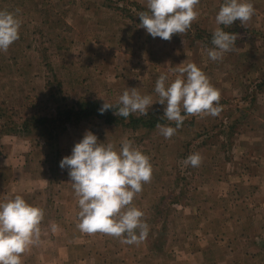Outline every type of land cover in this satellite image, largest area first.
I'll list each match as a JSON object with an SVG mask.
<instances>
[{
	"label": "rangeland",
	"instance_id": "obj_1",
	"mask_svg": "<svg viewBox=\"0 0 264 264\" xmlns=\"http://www.w3.org/2000/svg\"><path fill=\"white\" fill-rule=\"evenodd\" d=\"M215 1L216 16L223 0ZM251 2L255 14L248 24L257 27L264 22V0ZM0 10L21 21L19 39L0 52V156L27 151V170L15 174L14 181L17 176L18 181H35L24 193L6 197L12 173L4 170L9 160H0L6 172H0V201L22 196L43 209L40 227L67 231L53 238L63 250L70 243L65 254L48 248L34 252L32 245L22 254V264H48L54 256L60 260L56 264H264V136L258 124L264 77L257 75L263 26L246 29L239 21L221 26L238 39L233 51L212 61L206 51L213 47L212 35L200 25L202 14L186 33L170 40L152 38L139 27L146 0H0ZM187 63L200 68L219 91L222 110L217 116H187L169 139L157 125L147 128L135 121L149 115L175 127L162 116L159 103L146 116H115V124L96 118L69 124L54 146L40 131L23 128L31 118L75 110L81 102L116 105L132 88L155 101L159 75L168 73L171 82L178 74L168 69ZM86 131L116 150L130 140L149 157L151 180L131 205L144 213L149 226L139 243L77 227L78 198L68 169L59 162ZM193 153L202 157L198 167L184 164Z\"/></svg>",
	"mask_w": 264,
	"mask_h": 264
},
{
	"label": "clouds",
	"instance_id": "obj_2",
	"mask_svg": "<svg viewBox=\"0 0 264 264\" xmlns=\"http://www.w3.org/2000/svg\"><path fill=\"white\" fill-rule=\"evenodd\" d=\"M200 0H146V11L138 14L139 27L152 38L170 40L173 34L186 33L199 12ZM255 14L251 0H223L215 16L218 27L212 33L207 56L220 61L224 54L233 51L238 34L225 31L220 26H231L239 21L246 24ZM21 21L17 15L0 10V52H7L19 39ZM177 73L169 82L168 73H161L151 95H142L136 88L125 90L117 104L104 101L100 114L113 109L114 115L127 119L130 115L146 116L154 103L163 105V117L174 121L175 127L158 124L160 134L171 138L187 116L207 114L219 115L220 93L208 77L194 63L169 68ZM183 113V114H182ZM202 157L193 153L186 157V166L198 167ZM61 169H68L70 183L78 198L77 224L81 232L103 233L121 238L125 244L139 243L148 235L149 226L142 219L144 213L131 206L142 186L150 182L152 165L149 157L133 146L132 141L123 140L119 150L112 143L104 144L91 131L75 143L71 154L59 162ZM43 209L33 206L16 195L0 201V264H22L21 256L30 246L38 243Z\"/></svg>",
	"mask_w": 264,
	"mask_h": 264
},
{
	"label": "crops",
	"instance_id": "obj_3",
	"mask_svg": "<svg viewBox=\"0 0 264 264\" xmlns=\"http://www.w3.org/2000/svg\"><path fill=\"white\" fill-rule=\"evenodd\" d=\"M217 2L215 0H200V3L196 6V10L199 12V14H202V21L200 22V25L202 23V28H204L208 34L212 35V33L214 32L215 28L218 27V25L216 24L215 22V19L214 16H215V13H216V4ZM199 16V15H198ZM206 17V18H204ZM262 20H264V15H262ZM244 26L246 27V29H253V28H261L262 26L264 27V22L263 24H259L257 27L256 26H249L248 22L246 23V25L244 24ZM221 27V26H220ZM260 60L262 61V68L260 66L261 69L258 68V72H257V75L259 77H264V50H263V53L262 55H260ZM248 69L246 68V73H247ZM262 107V110H264V103H262L261 105ZM260 107V108H261ZM262 118L259 119V125L263 126V136H264V111H263V115L261 116ZM264 140V138H263ZM27 151L26 152H23L21 153L18 149L16 150L15 153H10V155H7L6 158H4L3 156H0V160H4V162L6 160H9L8 162H10V164H7V168H5L4 170L5 171H10L12 173V179L10 181H8V192L6 193V197L7 196H11V195H14V192L17 193V192H23L24 193V189H27V185L29 186V188H33L34 184H35V181L33 182H25V181H18L19 180V176H17V181H14L15 179V174L17 173H22V172H25L27 170V167L25 165V155H26ZM5 165V164H4ZM25 165V166H24ZM24 166V167H23ZM3 167L0 165V172L2 171L3 173H6L4 170H2ZM3 180H0V199H1V196H4V192H1L2 191V187H1V184H3V182H1ZM37 184H41L42 182H36ZM6 201V200H4ZM55 227H52L50 229L48 228H45V227H40V235H39V244H34L33 248H32V251H37V250H40V251H46V249L48 248V251L49 252H56L57 250L59 252H68L69 250V245L70 243L69 242H65L64 247L65 249L63 250L61 248V244H58L56 243L53 238H56L57 236V233L58 231L59 232H66L67 234V231H65V229L62 231V230H58L57 228ZM52 238V241L51 239ZM32 247V246H30ZM64 252V254H65ZM58 261L60 260H57L56 256L54 257H50V260L48 262V264H56ZM64 261H67L66 259ZM46 261H44L43 263H45ZM46 264V263H45Z\"/></svg>",
	"mask_w": 264,
	"mask_h": 264
},
{
	"label": "trees",
	"instance_id": "obj_4",
	"mask_svg": "<svg viewBox=\"0 0 264 264\" xmlns=\"http://www.w3.org/2000/svg\"><path fill=\"white\" fill-rule=\"evenodd\" d=\"M210 39H212V36H210ZM100 108L101 107L95 102H81L75 110L69 108L67 112H57L55 116L49 118H31L27 122H24L23 128L27 130L32 127L33 129L40 131V135L45 136V141L54 146L59 134L65 132L66 126L69 124L92 118L102 120L105 124L117 123L118 120L115 117L116 115H114L113 109L106 110L103 114H100L98 111ZM135 121L142 124L143 127L153 128L158 124H163L165 120H160L157 117L151 118L150 120L148 115L147 120L141 118ZM135 121L131 120L132 123Z\"/></svg>",
	"mask_w": 264,
	"mask_h": 264
}]
</instances>
